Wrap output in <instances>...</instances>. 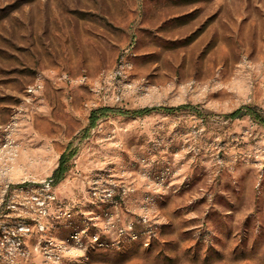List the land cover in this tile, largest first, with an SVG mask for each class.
<instances>
[{
    "label": "rangeland",
    "instance_id": "obj_1",
    "mask_svg": "<svg viewBox=\"0 0 264 264\" xmlns=\"http://www.w3.org/2000/svg\"><path fill=\"white\" fill-rule=\"evenodd\" d=\"M250 109L264 0H0V264H264Z\"/></svg>",
    "mask_w": 264,
    "mask_h": 264
},
{
    "label": "trees",
    "instance_id": "obj_2",
    "mask_svg": "<svg viewBox=\"0 0 264 264\" xmlns=\"http://www.w3.org/2000/svg\"><path fill=\"white\" fill-rule=\"evenodd\" d=\"M187 105H181L178 107H170V108H161V107H144L142 109H129V110H123L119 109L116 107H101L97 110L91 111L89 115V128L93 127L96 120L98 119L99 116H105L108 113L111 114H117V115H132V116H140V115H145L149 114L152 111L155 110H164L165 112H172L181 108H186ZM248 114L253 116L254 119L259 121L260 123L264 124V117L261 115H258L255 111L253 110H248ZM244 113L242 108H237L230 113H228L226 116L230 119H235L241 117ZM74 155V150H65L64 152L61 153L58 159V164L55 167V169L52 172V175L49 179H51L52 184L58 183L61 179H63L64 174L67 172L69 169V166L67 165L68 160Z\"/></svg>",
    "mask_w": 264,
    "mask_h": 264
},
{
    "label": "built area",
    "instance_id": "obj_3",
    "mask_svg": "<svg viewBox=\"0 0 264 264\" xmlns=\"http://www.w3.org/2000/svg\"><path fill=\"white\" fill-rule=\"evenodd\" d=\"M32 89V88H30ZM46 189L49 190L50 187L52 186V181L51 179L48 180V182L46 183ZM51 195H49L50 197ZM39 206L43 207L44 206V201H39L38 202ZM44 212V211H43ZM20 231L24 232V233H19ZM27 232H30V227L29 226H20L18 229H16L15 231H12L11 234L13 236L12 238V243L11 245H13L14 247H17V246H20L21 245V240L18 238L19 234H26ZM48 244L51 245L52 244V241L49 240L48 241ZM58 246L57 248V252L58 253H55L54 257L59 260L60 259V251L62 250V245L60 244H55V247ZM21 254H24V252H22Z\"/></svg>",
    "mask_w": 264,
    "mask_h": 264
}]
</instances>
